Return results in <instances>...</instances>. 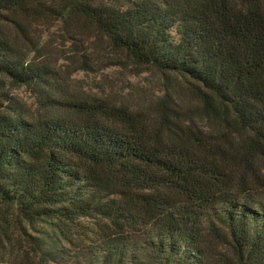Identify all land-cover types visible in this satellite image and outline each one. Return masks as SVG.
I'll use <instances>...</instances> for the list:
<instances>
[{
	"label": "trees",
	"instance_id": "trees-1",
	"mask_svg": "<svg viewBox=\"0 0 264 264\" xmlns=\"http://www.w3.org/2000/svg\"><path fill=\"white\" fill-rule=\"evenodd\" d=\"M50 21L73 35L90 25L136 68L182 78L183 94L165 93L150 116L66 94L42 53ZM41 220L78 241L69 264H264V0H0V238L17 249L12 264L45 263L39 239L30 260V235L10 230Z\"/></svg>",
	"mask_w": 264,
	"mask_h": 264
},
{
	"label": "rangeland",
	"instance_id": "rangeland-1",
	"mask_svg": "<svg viewBox=\"0 0 264 264\" xmlns=\"http://www.w3.org/2000/svg\"><path fill=\"white\" fill-rule=\"evenodd\" d=\"M42 24V53L46 59H50L52 65L62 71L68 83V95L106 100L150 116L156 102L165 93L179 97L187 86L182 78L136 68L130 58L113 49L108 40L88 24L77 35L65 33L61 22ZM14 93L28 104L30 110L38 108L39 102L31 89L22 87L14 90ZM16 227L10 228L15 237L20 236V231L30 235L21 240L24 243L26 241L30 260L38 259L31 252L38 239L41 242V254L45 258L44 264H69L72 257L80 252L76 247L78 241L70 242L66 239L52 221H25L20 227ZM71 232L76 233L82 245L89 244L81 231L75 229ZM16 252V248H9L0 238V263L12 264Z\"/></svg>",
	"mask_w": 264,
	"mask_h": 264
}]
</instances>
